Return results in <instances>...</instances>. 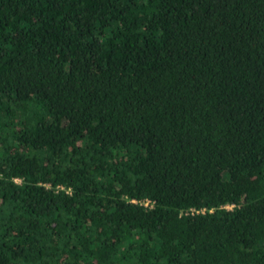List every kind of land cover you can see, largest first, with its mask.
Instances as JSON below:
<instances>
[{"label":"trees","instance_id":"16d2710c","mask_svg":"<svg viewBox=\"0 0 264 264\" xmlns=\"http://www.w3.org/2000/svg\"><path fill=\"white\" fill-rule=\"evenodd\" d=\"M0 264H264V0H0Z\"/></svg>","mask_w":264,"mask_h":264},{"label":"built area","instance_id":"2783aa9c","mask_svg":"<svg viewBox=\"0 0 264 264\" xmlns=\"http://www.w3.org/2000/svg\"><path fill=\"white\" fill-rule=\"evenodd\" d=\"M143 202V205L144 206H148L149 205V200H144V201H142ZM226 207H230V205H226Z\"/></svg>","mask_w":264,"mask_h":264}]
</instances>
